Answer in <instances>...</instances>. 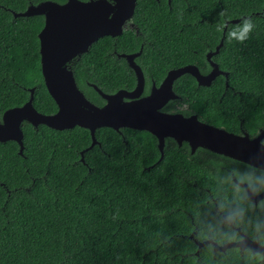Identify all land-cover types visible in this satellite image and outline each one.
<instances>
[{
    "label": "trees",
    "instance_id": "trees-1",
    "mask_svg": "<svg viewBox=\"0 0 264 264\" xmlns=\"http://www.w3.org/2000/svg\"><path fill=\"white\" fill-rule=\"evenodd\" d=\"M42 1L0 0V117L29 99L49 115L57 107L40 67L38 34L43 17H18ZM132 31L104 37L74 67L78 86L101 105L84 81L105 93L131 90L134 75L114 50L136 51L154 79L172 68L208 71L204 54L227 73L199 87L190 75L176 84L180 97L168 111L196 115L206 124L255 137L264 130V0H138ZM240 19L238 23H225ZM246 19L254 27L244 42L229 38ZM179 107V108H178ZM23 155L15 142L0 143V264H242L198 249L209 194L225 168L243 163L166 139L164 156L146 131L110 128L56 131L25 124ZM192 236V239L190 238Z\"/></svg>",
    "mask_w": 264,
    "mask_h": 264
},
{
    "label": "water",
    "instance_id": "water-1",
    "mask_svg": "<svg viewBox=\"0 0 264 264\" xmlns=\"http://www.w3.org/2000/svg\"><path fill=\"white\" fill-rule=\"evenodd\" d=\"M136 0H67L64 4L54 1H43L30 4L24 12L13 13L18 17H43L44 25L38 34L40 67L44 85L57 106L53 115L39 113L33 106L34 89L30 97L20 107L6 110L0 122V143L15 142L23 155V123L33 128L39 125L56 131L70 130L74 127L87 129L91 144L81 152L83 154L95 145V131L110 128L116 132L120 129L146 131L157 139L160 159L166 138L173 139L179 146L186 143L190 153L204 149L243 163L256 154V141L264 140V130L255 137L245 131L234 134L201 122L196 115L165 114L159 110L177 96L173 92V83L183 75L193 77L199 87H209L220 75L227 78V73L219 70L211 61L223 42L222 39L214 51L206 55L211 71L207 75L200 73L194 65H187L168 72L159 86L144 98H139L143 91L144 80L140 68L133 62L135 55L124 56L136 75L137 85L131 92L119 90L106 95L94 89L106 101L103 107L95 106L88 101L76 85L69 62L76 56L86 53L91 45L104 36H119L125 21L132 17ZM240 19L225 23L223 34L228 24L238 23ZM264 162V158L259 161ZM192 239V236H190ZM198 249L203 243L194 240Z\"/></svg>",
    "mask_w": 264,
    "mask_h": 264
},
{
    "label": "clouds",
    "instance_id": "clouds-1",
    "mask_svg": "<svg viewBox=\"0 0 264 264\" xmlns=\"http://www.w3.org/2000/svg\"><path fill=\"white\" fill-rule=\"evenodd\" d=\"M253 27L246 19L229 38L242 43ZM262 158L264 140H257L252 159L217 178L197 232L208 252L221 257L235 254L242 264H264V162H254Z\"/></svg>",
    "mask_w": 264,
    "mask_h": 264
},
{
    "label": "flooded vegetation",
    "instance_id": "flooded-vegetation-1",
    "mask_svg": "<svg viewBox=\"0 0 264 264\" xmlns=\"http://www.w3.org/2000/svg\"><path fill=\"white\" fill-rule=\"evenodd\" d=\"M67 0H65V2H66ZM79 1H81V2H88V1H90V0H79ZM157 2H159V0H156ZM168 1V3L170 2V0H167ZM43 2V1H42ZM65 2H63V3H59V4H64ZM58 3V2H57ZM137 3H138V0H136V4H135V9H134V12H133V15H132V17L131 18H129V19H127L126 21H125V23H124V25H123V27H122V34H123V32H126V31H132L133 32V34L135 35V36H140V31H139V27L137 26V24L135 23V21H134V16H135V12H136V8H137ZM121 34V35H122ZM121 35H119V36H121ZM119 36H115V37H111V36H104V37H111V38H117V37H119ZM104 37H101V38H98L93 44H95L96 42H98V41H101L102 40V38H104ZM222 40H223V38H222ZM221 41V40H220ZM92 44V45H93ZM91 45V46H92ZM218 45V44H217ZM216 45V46H217ZM143 46H144V42H142L141 44H140V47L138 48V50H136V51H131V52H127V51H123V50H120V51H117V50H114L112 53H111V56H113L117 61H119V64L121 63V64H123L126 68H128L129 70H131L132 72H133V75H134V80H135V85H134V87L131 89V90H125V89H120V90H125V91H128V92H131V91H133L134 89H135V87H136V85H137V80H136V75H135V73H134V71L132 70V68L129 66V64H128V62H127V60L125 59V57L124 56H127V55H135V57L133 58V62L140 68V70H141V72H142V74H143V80H144V86H143V91H142V94H141V96L139 97V98H144V97H147L151 92H152V89L153 88H159V86L161 85V83L163 82V80L165 79V77L167 76V74H168V72L169 71H171V70H175V69H178V68H181V67H184V66H187V65H184V66H181V67H177V68H172V69H168V70H166L164 73H163V75L160 77V78H157V79H154V78H152V77H148L146 74H145V72H144V70H143V68H142V66L140 65V64H142V62L144 61L143 59H140V57H141V55H142V49H143ZM215 46V47H216ZM91 48V47H90ZM89 48V49H90ZM89 49H88V51H89ZM215 50V49H214ZM214 50H208L205 54H204V57H205V60H206V62H207V66H208V71L207 72H205V73H201V74H203V75H207L210 71H211V67H210V64H209V62L207 61V58H206V55L209 53V52H211V51H214ZM87 51V52H88ZM86 52V53H87ZM86 53H83V54H81L80 56H76L75 58H73L70 62H69V66H71V68H72V71H73V75H74V67L81 61V58L83 57V55H85ZM218 54V53H217ZM216 54V55H217ZM40 55V54H39ZM215 56V55H214ZM214 56H212V58L214 57ZM211 58V61L213 62V63H215L214 61H213V59ZM216 64V63H215ZM195 66V65H194ZM217 66H218V64H217ZM197 67V66H196ZM198 68V67H197ZM218 68H219V66H218ZM219 70L220 71H222L220 68H219ZM200 71V70H199ZM222 72H225V71H222ZM183 76H185V75H183ZM183 76H181L180 78H178L174 83H173V92L175 93V95L177 96L174 100H170V101H168L159 111L161 112V113H165V114H180V115H183V116H185L182 112H176V111H168L167 109H168V105H170L171 103H173L174 101H176V100H180V97L177 95V93L175 92V87H176V84L178 83V81H180V79L183 77ZM218 77H223L222 75H220V76H218ZM217 77V78H218ZM193 78V77H192ZM216 78V79H217ZM224 78V81H225V85H226V87H227V78L226 77H223ZM74 79H75V76H74ZM215 79V80H216ZM195 80V79H194ZM214 80V81H215ZM213 81V82H214ZM75 82H76V79H75ZM84 84L86 85V86H88V87H90L91 89H93L94 91H95V93L99 96V98H101V102H102V104L101 105H97L96 103H94L93 101H91L88 97H87V95L84 93V91L80 88V86H78V84H77V82H76V85H77V87L79 88V90L84 94V96H85V98L88 100V101H90L91 103H93L95 106H98V107H103L105 104H106V101L97 93V91L94 89V87H96L98 90H100L96 85H94V84H91V83H89L88 81H84ZM212 84V83H211ZM198 86V85H197ZM46 88V87H45ZM31 89H34V88H31ZM31 89H29V97H30V90ZM102 93H104V94H106V95H112V94H115L117 91H119V90H117L116 92H114V93H105V92H103L102 90H100ZM55 103V102H54ZM34 106V105H33ZM57 107V106H56ZM35 108V107H34ZM179 108V107H178ZM36 109V108H35ZM38 111V110H37ZM5 112V111H4ZM4 112L1 114V117H0V122L2 121V116H3V114H4ZM39 112V111H38ZM57 112V109H56V111L54 112V113H52V114H49V115H53V114H55ZM40 113V112H39ZM43 114V113H42ZM44 115H46V114H44ZM190 116V115H189ZM25 124H28V123H23V125H22V127L25 125ZM30 125V124H29ZM37 128V127H36ZM36 128H34V129H36ZM153 136V135H152ZM155 138V137H154ZM166 139H170V138H166ZM166 139H165V142H166ZM155 140H156V145H157V139L155 138ZM172 141H174L173 139H171ZM13 142V141H12ZM165 142H164V147H165ZM175 142V141H174ZM176 143V142H175ZM184 143H182L180 146L176 143V145L178 146V147H181L182 145H183ZM186 144V143H185ZM188 146V145H187ZM158 149V148H157ZM19 151V150H18ZM163 156H164V148H163ZM163 158V157H162ZM227 158V157H226ZM159 159H160V157H159ZM229 159V158H228ZM160 161V160H159ZM228 168H225V170H227ZM196 241H198V240H196ZM198 242H201V240H199ZM202 243V242H201ZM240 260V259H239ZM240 262H241V260H240Z\"/></svg>",
    "mask_w": 264,
    "mask_h": 264
}]
</instances>
